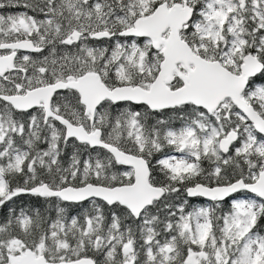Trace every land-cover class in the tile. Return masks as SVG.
Instances as JSON below:
<instances>
[{"label":"snow or ice","instance_id":"6c2138e0","mask_svg":"<svg viewBox=\"0 0 264 264\" xmlns=\"http://www.w3.org/2000/svg\"><path fill=\"white\" fill-rule=\"evenodd\" d=\"M5 207L0 264H264V0H0Z\"/></svg>","mask_w":264,"mask_h":264},{"label":"trees","instance_id":"16d2710c","mask_svg":"<svg viewBox=\"0 0 264 264\" xmlns=\"http://www.w3.org/2000/svg\"><path fill=\"white\" fill-rule=\"evenodd\" d=\"M42 203H43L42 201H38L37 198L35 197L21 196L19 198H16V202L14 204H11L10 207H13L17 211H19L21 207H24L26 209H31L38 205H42ZM191 204L195 207H198L205 203L201 199H191ZM7 214H8L7 207L0 209V220H3L4 217L7 216Z\"/></svg>","mask_w":264,"mask_h":264},{"label":"water","instance_id":"95a60500","mask_svg":"<svg viewBox=\"0 0 264 264\" xmlns=\"http://www.w3.org/2000/svg\"><path fill=\"white\" fill-rule=\"evenodd\" d=\"M27 196V195H25ZM192 199H201L202 201H204L202 198H192ZM205 203H207L206 201H204Z\"/></svg>","mask_w":264,"mask_h":264}]
</instances>
